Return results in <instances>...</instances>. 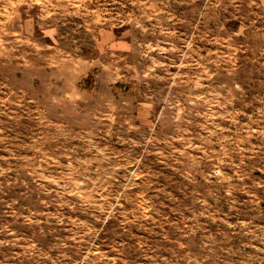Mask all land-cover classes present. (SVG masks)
<instances>
[{"label":"rangeland","instance_id":"374dc122","mask_svg":"<svg viewBox=\"0 0 264 264\" xmlns=\"http://www.w3.org/2000/svg\"><path fill=\"white\" fill-rule=\"evenodd\" d=\"M0 264H264V0H0Z\"/></svg>","mask_w":264,"mask_h":264}]
</instances>
